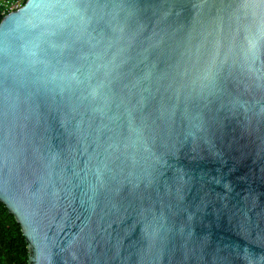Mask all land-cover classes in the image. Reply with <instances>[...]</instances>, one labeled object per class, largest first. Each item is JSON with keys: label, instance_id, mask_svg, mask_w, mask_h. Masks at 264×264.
<instances>
[{"label": "water", "instance_id": "1", "mask_svg": "<svg viewBox=\"0 0 264 264\" xmlns=\"http://www.w3.org/2000/svg\"><path fill=\"white\" fill-rule=\"evenodd\" d=\"M0 202L28 264H264V0L3 15Z\"/></svg>", "mask_w": 264, "mask_h": 264}, {"label": "trees", "instance_id": "2", "mask_svg": "<svg viewBox=\"0 0 264 264\" xmlns=\"http://www.w3.org/2000/svg\"><path fill=\"white\" fill-rule=\"evenodd\" d=\"M0 5V20L3 17ZM25 238L14 216L0 202V264H28Z\"/></svg>", "mask_w": 264, "mask_h": 264}, {"label": "built area", "instance_id": "3", "mask_svg": "<svg viewBox=\"0 0 264 264\" xmlns=\"http://www.w3.org/2000/svg\"><path fill=\"white\" fill-rule=\"evenodd\" d=\"M24 2L25 0H0V5L2 6L1 13L5 15L6 13L20 7Z\"/></svg>", "mask_w": 264, "mask_h": 264}]
</instances>
